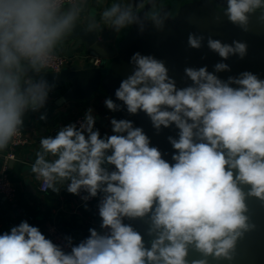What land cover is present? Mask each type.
Masks as SVG:
<instances>
[{"label": "clouds", "instance_id": "1", "mask_svg": "<svg viewBox=\"0 0 264 264\" xmlns=\"http://www.w3.org/2000/svg\"><path fill=\"white\" fill-rule=\"evenodd\" d=\"M64 4L0 0V150L21 132L26 113L46 104L51 88L36 74L48 66L55 45L81 11L71 0L67 10ZM257 9L264 10V0H227L225 14L247 31L249 14ZM102 16L117 31L135 21L131 9L118 4ZM259 19L264 23V11ZM201 39L190 34L188 43L199 48ZM233 43L208 40L222 58H243L246 44ZM132 61L136 69L115 95L129 113L145 112L156 129L171 123L180 129L179 140H171L175 163L162 159L131 121L111 119L113 134L101 138L89 109L79 127L69 123L40 139L31 171L54 192L64 181L74 195L82 189L89 197L102 192L99 216L108 232L89 229L87 239L65 252L22 221L0 234V264H188L189 246L204 257L234 259L237 240L249 229L246 195L264 201V80L244 72L224 82L206 68H187L194 86L177 89L164 63L139 53ZM215 68L224 71L228 65ZM105 105L117 108L111 99ZM243 186H250L247 193ZM148 214L155 235L150 248L123 222Z\"/></svg>", "mask_w": 264, "mask_h": 264}, {"label": "water", "instance_id": "2", "mask_svg": "<svg viewBox=\"0 0 264 264\" xmlns=\"http://www.w3.org/2000/svg\"><path fill=\"white\" fill-rule=\"evenodd\" d=\"M121 3L125 9H131L135 17L133 23L117 31L104 18L97 17L95 12L78 16L68 38L76 39L77 45L85 48L89 54L88 62L74 64L61 72L41 71L36 74V79L43 78L47 83L55 84L70 83L68 90L55 102L58 106L68 101L87 100L104 90L117 105L115 119L131 121L133 128L142 129L149 138V146L157 148L162 159L174 164L172 157L178 153L171 140H179L180 129L174 123L156 129L145 112L129 113L124 102L115 95L121 82L136 69L133 55L151 56L164 63L168 77L175 82L177 89L194 86L185 72L187 68H206L224 82L229 77L240 78L244 72L264 80V23L259 19L264 10L257 9L249 14L245 31L229 21L225 14L227 0H121ZM190 34L202 38L199 48L189 45ZM209 39L233 47L234 41L245 43L246 54L243 58L239 54H230L224 59L208 46ZM96 59H100L98 65L94 64ZM218 63L228 65V69L217 72L215 66ZM230 86L238 87L235 84ZM49 103L47 99L45 106ZM106 166L115 170L114 166ZM243 188L247 193L250 186ZM245 203L247 211L244 214L248 217L249 229L238 238L234 259H217L211 255L204 257L189 246L188 264L197 259H206L207 264H264V201L246 195ZM150 216L126 218L151 242L155 235L149 232ZM47 239H50L49 235Z\"/></svg>", "mask_w": 264, "mask_h": 264}, {"label": "crops", "instance_id": "3", "mask_svg": "<svg viewBox=\"0 0 264 264\" xmlns=\"http://www.w3.org/2000/svg\"><path fill=\"white\" fill-rule=\"evenodd\" d=\"M114 4L125 9L121 0H85L79 6L81 8L79 16L95 12L97 17L103 18V12ZM69 6H65L64 10ZM68 35L69 32L66 33L65 38L57 42L53 51L80 56L81 59L77 63L86 64L88 60L84 57L89 54L83 46L77 45L76 39H69ZM48 85L51 88L47 98L50 103L38 111L26 113L22 130L27 135L29 143L16 148V157L9 163V178L17 194L13 200L0 196V234L26 221L38 227L47 238L48 227L55 225L66 235L71 246H74L90 236L89 229L101 233L99 205L104 194L98 193L92 204H82L76 195L67 191L68 181L56 183L58 192L50 188L47 192H43L40 188L42 178L38 179L37 174L31 171L36 153L40 150L39 142L44 136H54L61 127L71 123L76 116L85 114L89 109L95 117V129L99 130L101 138H104L113 134L110 121L115 117L114 111L109 110L105 105V100L110 97L104 90L95 93L87 100L68 101L58 106L55 102L68 90L70 83H48ZM41 116L45 119H40ZM8 150L9 144L5 149L0 150V169ZM46 158L51 159V157ZM107 168L111 170L110 167ZM123 222L131 225L127 218H124ZM142 237L145 247L150 248L151 242L145 236Z\"/></svg>", "mask_w": 264, "mask_h": 264}, {"label": "built area", "instance_id": "4", "mask_svg": "<svg viewBox=\"0 0 264 264\" xmlns=\"http://www.w3.org/2000/svg\"><path fill=\"white\" fill-rule=\"evenodd\" d=\"M85 0H71L72 3H75L77 6L82 5V3ZM69 0H65V6H68ZM52 59L50 60L47 67L43 68L44 71H51V72H61L65 68L71 67L72 65L76 64L79 59H81L80 56L77 55H66L57 51H52L51 53ZM86 60H88L89 56L84 57ZM100 63V59H96L94 64L98 65ZM84 115L81 114L76 116L71 123H76L77 127H79L80 122L84 120ZM29 143V139L25 132L21 129V132L13 138V140L9 143V150L6 154L3 164L0 169V196H3L7 199H15L16 198V188L11 183L8 170H9V163L10 161L14 160L15 155V149L24 146ZM41 190L43 192H47L49 188H46L44 181L42 179ZM76 197L81 201L82 204H92L96 197H89V194L85 190H81L79 194H76ZM84 197H89L87 200L84 199ZM102 220L100 218V231L102 234H105L108 232V229H102L101 228ZM1 227V224H0ZM48 235L50 237V240L56 244L59 245L65 252L71 251V244L66 237V235L55 225H50L48 227Z\"/></svg>", "mask_w": 264, "mask_h": 264}]
</instances>
